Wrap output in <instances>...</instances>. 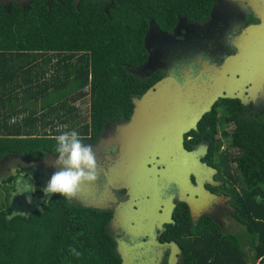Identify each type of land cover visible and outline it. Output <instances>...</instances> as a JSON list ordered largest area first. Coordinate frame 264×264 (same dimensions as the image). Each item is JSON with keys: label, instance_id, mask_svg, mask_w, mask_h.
<instances>
[{"label": "trees", "instance_id": "1", "mask_svg": "<svg viewBox=\"0 0 264 264\" xmlns=\"http://www.w3.org/2000/svg\"><path fill=\"white\" fill-rule=\"evenodd\" d=\"M163 1L113 0L108 11L101 0L0 3V162L55 155L54 137L81 127L74 100L88 91L82 135L93 141L106 121L130 111V102L119 97L144 94L161 77L138 87L124 71L144 61L148 22L162 26L176 12L200 19L208 9L203 0ZM218 121L211 111L200 128ZM229 136L245 186L246 195L234 197L245 236L210 235L203 260L182 264H264V125L238 123ZM8 197L0 200V264H121L99 217L57 195L44 213L12 216ZM246 238L253 258L242 249Z\"/></svg>", "mask_w": 264, "mask_h": 264}, {"label": "flooded vegetation", "instance_id": "2", "mask_svg": "<svg viewBox=\"0 0 264 264\" xmlns=\"http://www.w3.org/2000/svg\"><path fill=\"white\" fill-rule=\"evenodd\" d=\"M30 1L0 0V3L26 6ZM53 1L61 0H47L48 4ZM101 1L107 2L106 11L113 6V0ZM203 3V10L206 6L208 9L200 19L176 12V17L162 26L149 21L143 37V63L124 68L136 81L135 85L141 87L158 76L159 80L168 77L167 72L176 61L186 59L195 63L198 76L205 75L212 66L221 69L229 58H234L235 99L219 100L211 110L216 111L220 122L200 128L203 116L196 130L184 135L185 149L197 153L199 164L194 161L192 169L183 168L176 173L169 168L170 161L159 156H148L144 163L123 159V150L128 146L114 142L116 131L130 122L133 102L141 94L119 97L130 102V111H120L117 117L106 121L96 140H91L90 134L82 135L89 118L81 120V127L76 130L83 143L92 145L100 160V179L84 186L76 198H63L76 209L101 219L98 218L113 240L118 258L117 248L121 246L136 248L132 251L133 258L144 264H168L172 257L178 264L203 260L207 237H236L244 230L237 219L234 197L246 195L245 186L236 162L239 151L233 147L229 134L245 121L264 125V0H203ZM202 56L205 60H201ZM188 73V65L182 64L181 77H187ZM85 96L74 102L85 103ZM88 103L90 106L89 100ZM50 155L53 154L35 159L48 161L41 167L26 161L34 159H4L0 162V173L7 170L10 162L19 161L26 172L32 173L31 182L41 189L54 171ZM186 164L190 166L191 162ZM4 186L9 187L8 192ZM11 191L12 177L0 179V200L9 195L12 216L44 213V205L56 196L45 200L37 191L33 203L28 205L23 196L12 200ZM241 245L253 258L255 253L249 242ZM158 251L162 252L160 258Z\"/></svg>", "mask_w": 264, "mask_h": 264}, {"label": "water", "instance_id": "3", "mask_svg": "<svg viewBox=\"0 0 264 264\" xmlns=\"http://www.w3.org/2000/svg\"><path fill=\"white\" fill-rule=\"evenodd\" d=\"M79 1L76 0L77 3ZM237 63L239 64L238 61ZM235 64L234 58H229L221 69L212 66L205 75L202 73L191 80L184 79L183 88H178L165 77L141 94L133 102L134 110L130 122L116 131L114 142L128 146L123 150V159L142 160L144 163L148 156H159L169 160V168L176 173L183 168L192 169L194 161L198 165L197 153L185 149L184 135L190 130H196L198 122L204 115L211 113L219 100L235 99L234 92L237 87L232 74ZM201 75L203 79H199ZM49 159L52 160L53 155ZM26 161L39 167L47 164L46 160ZM185 162H191L190 166H185ZM133 167L127 166L128 169ZM205 171L209 172L206 168ZM135 249L118 246L117 253L122 264H144L133 258L132 251ZM161 254V251L157 252L159 258ZM168 264H178V260L172 257Z\"/></svg>", "mask_w": 264, "mask_h": 264}, {"label": "clouds", "instance_id": "4", "mask_svg": "<svg viewBox=\"0 0 264 264\" xmlns=\"http://www.w3.org/2000/svg\"><path fill=\"white\" fill-rule=\"evenodd\" d=\"M201 60H205L204 56ZM182 64H187L189 67L188 76L185 78L180 75ZM197 72V65L185 59L174 62L167 76L178 88H183L184 79H193ZM199 79H203V75ZM54 140L56 142L55 155L50 161V166L54 171L43 188L37 189L36 185L31 182L32 173L26 172L24 165L19 161L10 162L7 170L0 173V179L12 177V200L23 196L25 203L31 205L33 195L37 191L42 193L45 200H49L53 195L74 199L84 186L92 185L100 179V160L92 145L83 143L77 131L61 132L54 137ZM45 162L48 163L47 160Z\"/></svg>", "mask_w": 264, "mask_h": 264}, {"label": "rangeland", "instance_id": "5", "mask_svg": "<svg viewBox=\"0 0 264 264\" xmlns=\"http://www.w3.org/2000/svg\"><path fill=\"white\" fill-rule=\"evenodd\" d=\"M84 96V95H83ZM82 97V96H81ZM85 99H86V102L85 103H81V104H79V102H78V105H80V108H81V110H82V119H85V120H88V118H89V114H90V109H89V103H88V100L90 99V93H89V91H88V94L85 96ZM77 102H74V104H76ZM222 127H224V125H222ZM241 176V175H240ZM245 236V234H244V230H242V232H241V230H240V232L238 233V238H242V237H244ZM237 237V236H236ZM246 241H241L240 243H245L246 244V242L248 241L247 240V238L245 239Z\"/></svg>", "mask_w": 264, "mask_h": 264}]
</instances>
